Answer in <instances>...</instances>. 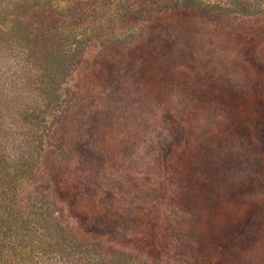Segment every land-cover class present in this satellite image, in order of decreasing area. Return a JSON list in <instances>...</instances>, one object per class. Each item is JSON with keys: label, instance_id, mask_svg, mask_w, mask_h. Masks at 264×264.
<instances>
[{"label": "rangeland", "instance_id": "1", "mask_svg": "<svg viewBox=\"0 0 264 264\" xmlns=\"http://www.w3.org/2000/svg\"><path fill=\"white\" fill-rule=\"evenodd\" d=\"M0 264H264V0H0Z\"/></svg>", "mask_w": 264, "mask_h": 264}, {"label": "clouds", "instance_id": "2", "mask_svg": "<svg viewBox=\"0 0 264 264\" xmlns=\"http://www.w3.org/2000/svg\"><path fill=\"white\" fill-rule=\"evenodd\" d=\"M0 150L5 153L10 163L16 162L19 152L14 144L0 141Z\"/></svg>", "mask_w": 264, "mask_h": 264}]
</instances>
